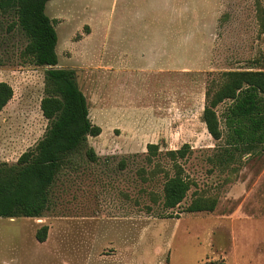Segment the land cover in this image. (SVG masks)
<instances>
[{
  "label": "rangeland",
  "instance_id": "obj_1",
  "mask_svg": "<svg viewBox=\"0 0 264 264\" xmlns=\"http://www.w3.org/2000/svg\"><path fill=\"white\" fill-rule=\"evenodd\" d=\"M45 13L57 66L74 70L100 133L63 158L39 216L0 217V264H264V143L246 152L227 141L229 100L216 107L220 139L201 121L223 71L264 70V0H49ZM26 42L14 11H0V81L13 92L0 111V163L15 164L48 126L47 67ZM183 144L190 188L166 209L165 153ZM195 197L216 205L184 211Z\"/></svg>",
  "mask_w": 264,
  "mask_h": 264
},
{
  "label": "trees",
  "instance_id": "obj_2",
  "mask_svg": "<svg viewBox=\"0 0 264 264\" xmlns=\"http://www.w3.org/2000/svg\"><path fill=\"white\" fill-rule=\"evenodd\" d=\"M47 1L0 0V11L12 9L16 24L27 37L24 54L35 65L47 67L43 72L44 94L39 107L48 121L34 148L22 152L15 164L0 163V217L39 216L48 205V190L63 158L80 148L87 136L100 133V127L88 118V103L77 85L74 70L57 66V33L55 20L45 13ZM220 75L221 82L205 91L201 121L213 139H220L223 133L216 107L229 100L223 116L227 141L251 151L264 143V70H228ZM12 93L11 86L0 81V111ZM147 148L151 153L158 149L155 143H148ZM187 149L183 144L165 153L173 169L162 186V206L166 209L179 205L190 188L178 162L186 156ZM86 153L95 159L91 147ZM215 205L213 198L195 197L184 211H212ZM46 235L47 225H41L35 232L39 242Z\"/></svg>",
  "mask_w": 264,
  "mask_h": 264
}]
</instances>
